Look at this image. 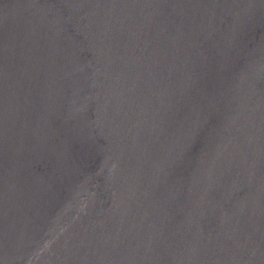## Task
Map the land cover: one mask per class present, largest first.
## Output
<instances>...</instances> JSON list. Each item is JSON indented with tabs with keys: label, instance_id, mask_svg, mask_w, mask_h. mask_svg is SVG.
<instances>
[{
	"label": "water",
	"instance_id": "water-1",
	"mask_svg": "<svg viewBox=\"0 0 264 264\" xmlns=\"http://www.w3.org/2000/svg\"><path fill=\"white\" fill-rule=\"evenodd\" d=\"M0 264H264V0H0Z\"/></svg>",
	"mask_w": 264,
	"mask_h": 264
}]
</instances>
